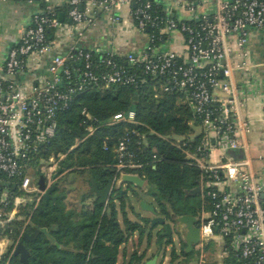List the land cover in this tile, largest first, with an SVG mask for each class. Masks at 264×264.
Wrapping results in <instances>:
<instances>
[{"label": "built area", "instance_id": "1", "mask_svg": "<svg viewBox=\"0 0 264 264\" xmlns=\"http://www.w3.org/2000/svg\"><path fill=\"white\" fill-rule=\"evenodd\" d=\"M43 2V9L33 15L20 41L9 49L5 73L0 75V264L14 254L25 234L30 205L37 206L44 195L38 178L30 176V160L54 136L58 112L88 84L138 86L147 77L158 79L164 91L181 94L201 117L200 159L209 158L215 146L246 152L243 159L224 155L218 163L197 160L208 173L200 188L209 197L211 209L199 215L196 250L200 256L194 264H264V156L255 169L242 139L252 128L239 112L235 83V71L252 67L251 38L253 32L264 29V0H68L66 21L57 15L50 0ZM126 5L131 7L136 28L147 35L140 52L118 54L107 49L94 53L80 44L85 30L101 14L119 23ZM176 6L184 8L187 15L177 17ZM50 29L55 30L53 37ZM177 32L183 37V51L169 46ZM62 35L74 43L65 54L54 53ZM51 53V58L41 63L42 81L20 84L17 75L28 59L39 60ZM217 90L224 95L218 96ZM82 116L87 135L102 124L137 123L134 108L116 112L104 122L86 108ZM132 144L128 132L117 140L118 168L139 165ZM48 162L52 171L44 173L47 187L55 181L57 167L54 157ZM16 190L23 195L13 196ZM36 192L39 195L34 197ZM10 205L11 210L5 213ZM23 218L25 224L20 228ZM11 220L14 228L7 233L4 227ZM217 237L221 249L213 258L210 244Z\"/></svg>", "mask_w": 264, "mask_h": 264}, {"label": "trees", "instance_id": "2", "mask_svg": "<svg viewBox=\"0 0 264 264\" xmlns=\"http://www.w3.org/2000/svg\"><path fill=\"white\" fill-rule=\"evenodd\" d=\"M55 10L57 15L64 10L68 12L69 5L67 8L56 6ZM48 33L53 37L55 30L50 29ZM84 108L100 122L116 112L134 108L137 123L102 124L87 135L82 124ZM199 125L202 126L201 117L193 112L185 98L179 93L164 91L158 79L147 77L138 86L88 84L84 91L78 92L70 105L58 112L54 136L30 160L39 174L37 168L42 161L54 157L58 186L52 198L42 196L37 206L30 205L25 232L32 233L35 228L41 231L32 241H25L24 235L20 239L29 250V263L118 264L122 246L136 232L143 235L149 224L147 219L141 222L129 216L130 192L138 201L143 198L140 192L151 195L158 213L168 221L183 215L199 217L202 211H209V197L200 188L208 173L196 159L203 156L199 150L203 131L191 137ZM127 132L133 139L135 162L139 165L118 168L116 142ZM139 139L141 142L136 143ZM70 174L75 178L68 180ZM123 174H137L145 180V185L139 188L123 182ZM77 176L82 179L80 185H77ZM109 179H115L116 183L107 202L102 203L92 184L104 189ZM23 193L16 190L13 196ZM11 208L12 205L5 208V213ZM13 228L12 220L4 227L7 233ZM165 230L163 227L157 232L160 247L165 240L166 244L172 241V237L164 236ZM185 246L186 243L180 254L176 249L171 251L169 264L182 255L178 264H194L199 259V250L186 251ZM144 259L145 253L135 251L130 264H144ZM1 264H21V261L19 255L12 254Z\"/></svg>", "mask_w": 264, "mask_h": 264}, {"label": "crops", "instance_id": "3", "mask_svg": "<svg viewBox=\"0 0 264 264\" xmlns=\"http://www.w3.org/2000/svg\"><path fill=\"white\" fill-rule=\"evenodd\" d=\"M43 1L44 0H34L33 2L29 0H0V75H4L5 73V62L9 49L20 41L24 31L32 24L33 15L43 9ZM50 3L55 7L67 8L68 6V0H50ZM174 11L177 17L187 15L184 8L180 6H176ZM61 13L64 14L62 18ZM120 14L121 21L119 23L111 22L106 14H101L96 23L85 30L80 44L98 52L107 49L118 54L140 52L147 44V35L136 28L129 5L124 6ZM60 18L62 21L68 19L67 10L60 12ZM258 31L253 32L251 38L250 60L252 67L235 71V83L239 88V112L241 116L251 124L252 128L242 139L247 144V155L251 157L255 169L260 167L259 158L264 156V60L261 59L256 52L255 39L259 34ZM73 43L74 41L70 37L65 35L59 36L54 53L65 54L69 46ZM169 46L171 49L177 51H183L185 49L183 37L179 32L175 34V38ZM52 54L53 53L48 54L46 57L39 60H34L33 58L28 59L23 71L19 72L17 75L20 84L30 86L41 82L44 74L41 69V63L43 61H48ZM215 93L218 96L224 95L220 90H217ZM212 142L214 144V141ZM224 155L227 159L228 157L243 159L246 156V152L242 149L223 151L215 146L209 158H199L197 160L205 163H218ZM158 215L160 214L158 213ZM121 218L122 216L120 214V219ZM162 228L161 226L156 232L162 230ZM156 232V238L153 241V243L155 242L156 244L155 248L152 247L153 243L148 245V241L145 242L144 237L146 232L143 235L136 232L132 238L122 246L118 264H130L131 254L135 251L138 253H145L144 264H146L148 260L153 259L156 255H158L156 264H162L165 256L160 260L158 252L161 247L157 244ZM131 240L133 243L131 249H129L128 245Z\"/></svg>", "mask_w": 264, "mask_h": 264}, {"label": "water", "instance_id": "4", "mask_svg": "<svg viewBox=\"0 0 264 264\" xmlns=\"http://www.w3.org/2000/svg\"><path fill=\"white\" fill-rule=\"evenodd\" d=\"M64 14L61 13V18ZM57 178V173L53 174V179ZM121 181L126 183L135 184L138 187H143L145 184V180L137 175V174H123L121 177ZM37 183L39 185V189L41 191H44V197L46 199L52 198V193L58 186L57 182L54 181L49 187H47L46 184V175L43 172L39 173V177L37 180ZM116 183L115 179H109L108 185L104 189H99L98 185L96 183L92 184V190L97 194L98 197H100V201L102 203L107 202L109 199L112 188L114 184ZM39 195V192H36L34 194V197H37ZM34 197L32 198V202L34 201ZM140 207L144 210H148L152 212L155 217L152 219H149L151 227L154 228L155 225L160 224L162 227H165L164 236L169 237L173 234V224L168 221L165 217L158 215L157 208L147 202L144 199L140 200ZM176 221L179 222L178 228L180 229L182 224L186 225V242H187V248L186 251H191L193 249L194 244H197L200 242V230L199 228L195 227L194 224L196 222V217L192 215H183L181 217H178ZM39 228H35L32 233L25 232L24 234V240L25 241H32L34 240L38 234L40 233ZM9 253V250L6 252V254ZM15 255H19L21 264H30L28 257H29V250L25 246L23 242H20L17 247L14 250ZM158 255H156L153 259H150L146 262V264H156Z\"/></svg>", "mask_w": 264, "mask_h": 264}, {"label": "rangeland", "instance_id": "5", "mask_svg": "<svg viewBox=\"0 0 264 264\" xmlns=\"http://www.w3.org/2000/svg\"><path fill=\"white\" fill-rule=\"evenodd\" d=\"M258 32H259V34H258L257 38L255 39V45H256V48H257L256 52H257V55L261 59L264 60V29L261 30V31H258ZM202 130H203V127L202 126H200V125L199 126H195V132L191 135V137L192 138L196 137L197 135H199L202 132ZM50 164H52V163H50L48 161H42V163L37 168L38 169V172H43L46 175H50V173L52 171V169H49V165ZM30 176L31 177H35V176L36 177H39V174L36 173L35 167L33 165H32V167L30 169ZM74 178H75V175L74 174H70L69 177H68V180H72ZM76 180H77V185H80L82 179H80V177L77 176L76 177ZM140 194H141V196L143 197L144 200L149 201L150 203H153L154 204V201H153V198H152L151 195H149L147 193H143V192H140ZM139 202H138L137 198L130 192L129 198L127 200V211H128L129 216H131L132 219L138 220V221H141V222H144L145 219L149 220V219L154 218L155 215L152 212L148 211V210L142 209L140 207V203ZM25 220H26V218L21 219L20 222H22V223H20V225H19L20 228H22L24 226ZM149 224H150V221H149ZM149 224H148V226H149ZM160 228H161V225L160 224L155 225L154 228H152L151 227V224H150V226L147 228V231H146V235L144 237V240H145V242L148 241V245H151V243H153L154 239L156 238L155 237V232L158 229H160ZM151 230H152V233H151V236L149 237V232ZM137 233H139V232H137ZM132 236L130 238H132ZM180 236H181V234L179 232H177V231H176V233H173V237L176 238L177 241H178V237H180ZM132 243H133V241L131 240L130 243H129V245H128V248L129 249H131ZM212 243L213 244H210V245H211L212 250L214 252V255H213V258H214L215 257V254L216 253L218 254L219 251H220V249H221V238L220 237L215 238ZM155 245L156 244L154 242L152 247L155 248ZM177 248L179 250L180 247L177 246ZM164 251H165L164 250V246L162 245L161 246V249L158 252L159 255H160V260H162V257L164 255ZM182 258H183V255L181 257H179V260H176L172 264H178V262ZM170 259H171L170 251H169V249H167L166 250V256L163 258L162 264H169Z\"/></svg>", "mask_w": 264, "mask_h": 264}, {"label": "flooded vegetation", "instance_id": "6", "mask_svg": "<svg viewBox=\"0 0 264 264\" xmlns=\"http://www.w3.org/2000/svg\"><path fill=\"white\" fill-rule=\"evenodd\" d=\"M172 224H173V233H176V231L177 232H179L180 234H181V236L180 237H178V241L176 240V238H174L173 237V234H172V236H170V237H172V241L170 242V243H168V244H166V240L164 241V244H163V246H164V249H169V251H170V253H171V251L173 250V249H176L177 251H178V253L180 254L181 253V248L184 246V243H186V246H185V248H187V242H186V225L185 224H182L181 225V227H180V229L178 228V224H179V222L178 221H170ZM200 218L199 217H196V222H195V224H194V226L195 227H197V228H199V230H200ZM177 246H179L180 248H179V250H178V248H177ZM196 244H194V246H193V249H195L196 250ZM186 250V249H185Z\"/></svg>", "mask_w": 264, "mask_h": 264}]
</instances>
